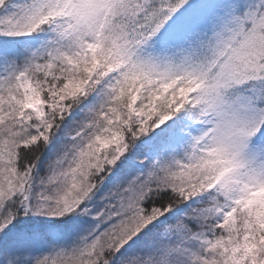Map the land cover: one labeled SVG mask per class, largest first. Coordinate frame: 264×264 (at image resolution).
<instances>
[{
	"label": "snow or ice",
	"instance_id": "snow-or-ice-1",
	"mask_svg": "<svg viewBox=\"0 0 264 264\" xmlns=\"http://www.w3.org/2000/svg\"><path fill=\"white\" fill-rule=\"evenodd\" d=\"M0 264H264V0H0Z\"/></svg>",
	"mask_w": 264,
	"mask_h": 264
}]
</instances>
